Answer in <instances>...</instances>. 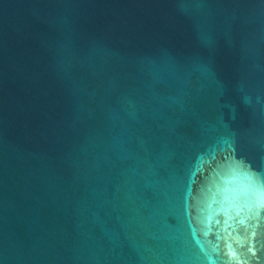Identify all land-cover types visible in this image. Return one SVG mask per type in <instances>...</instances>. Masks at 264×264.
I'll list each match as a JSON object with an SVG mask.
<instances>
[{"label": "water", "instance_id": "water-1", "mask_svg": "<svg viewBox=\"0 0 264 264\" xmlns=\"http://www.w3.org/2000/svg\"><path fill=\"white\" fill-rule=\"evenodd\" d=\"M0 264H264V0H0Z\"/></svg>", "mask_w": 264, "mask_h": 264}]
</instances>
